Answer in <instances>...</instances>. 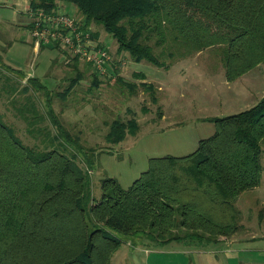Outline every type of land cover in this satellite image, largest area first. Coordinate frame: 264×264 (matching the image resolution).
<instances>
[{
  "label": "trees",
  "instance_id": "trees-1",
  "mask_svg": "<svg viewBox=\"0 0 264 264\" xmlns=\"http://www.w3.org/2000/svg\"><path fill=\"white\" fill-rule=\"evenodd\" d=\"M59 1L79 9L82 27L92 36L100 38L95 23L116 39L113 62L121 63L116 55L127 52L135 62L169 70L217 47L229 82L264 62V0H31V8L51 12ZM55 46L70 59L64 63L71 71L65 90L50 91L36 77L27 78L24 87L25 93L34 88L47 100L56 129L51 146L26 144L0 114V264H111L123 243L115 232L132 235L147 229L158 244L189 241L197 246L237 232L236 201L261 182L264 97L249 109L210 119L215 130L193 153L151 157L148 169L128 188L105 178L95 199L89 169L68 152V145L78 149V137L52 101L87 78L93 88L109 79L99 77L90 60L70 55L59 42ZM117 82L137 91L138 85L123 77ZM140 84L157 101L155 86ZM109 128L105 139L117 144L139 125L136 118L115 119ZM183 227V235L170 233Z\"/></svg>",
  "mask_w": 264,
  "mask_h": 264
},
{
  "label": "rangeland",
  "instance_id": "rangeland-1",
  "mask_svg": "<svg viewBox=\"0 0 264 264\" xmlns=\"http://www.w3.org/2000/svg\"><path fill=\"white\" fill-rule=\"evenodd\" d=\"M59 4L83 25L81 12L74 4ZM25 7L23 0H0V114L26 144L51 146L50 139L56 129L47 114V100L34 88L25 93L28 83L22 71L40 79L50 91L62 92L71 74L64 63L70 59L63 58V63L54 48L33 47L32 33L27 27L29 8L24 12ZM92 28L100 31V39L115 53L116 39L95 23ZM116 57H122L125 62L121 77L127 83H136V92L118 83V76L115 82L101 81L99 88H93L92 79L87 78L66 97H55L52 101L67 129L73 137H78V149L68 145V152L76 153L80 166L89 169L95 199L101 195L102 182L107 177L116 178L123 188H128L148 169L151 157L193 153L199 141L214 132L210 119L244 110L256 102L257 94L260 96L264 89V63L259 82L253 81L250 78L253 74L249 73L227 83L222 54L217 47L178 61L169 70L147 61L135 65L127 52ZM143 72L147 73V83L155 86L157 101L140 84L137 74ZM131 118L137 119L139 129L129 132L120 143L108 144L105 136L111 122L115 119L126 122ZM262 147L261 182L241 193L236 201L241 228L216 239L264 236V142ZM90 161L94 162L92 167ZM176 218L180 220L179 216ZM186 231L183 227L170 233L183 235ZM115 233L123 243L113 254L111 264H187L193 255L182 243L158 244L154 232L147 229L132 235ZM259 244L251 243L250 247L258 249L262 246ZM249 254H252L247 255L250 259L264 262V250Z\"/></svg>",
  "mask_w": 264,
  "mask_h": 264
},
{
  "label": "built area",
  "instance_id": "built-area-1",
  "mask_svg": "<svg viewBox=\"0 0 264 264\" xmlns=\"http://www.w3.org/2000/svg\"><path fill=\"white\" fill-rule=\"evenodd\" d=\"M29 14L35 45L40 48L42 45L59 42L70 55L90 60L93 71L99 77L109 79L110 82L117 80V74L111 71L113 56L109 47L100 38L92 36L91 30L83 29L76 17L61 8L51 12L30 8ZM65 57L67 54L63 55Z\"/></svg>",
  "mask_w": 264,
  "mask_h": 264
},
{
  "label": "crops",
  "instance_id": "crops-1",
  "mask_svg": "<svg viewBox=\"0 0 264 264\" xmlns=\"http://www.w3.org/2000/svg\"><path fill=\"white\" fill-rule=\"evenodd\" d=\"M62 2L63 1H61L59 3H62ZM23 3L26 6L24 8V10H25L24 12H26L28 8L30 10L31 0H23ZM59 3H57L58 4L57 8H61V6H62ZM29 10H28V14H29ZM29 17H30V20L28 21L27 27L30 29V31L32 33V25H31L32 18L30 16V14H29ZM31 38H32V42H33V47H35V49L38 48V46L35 45L34 37L32 34H31ZM48 47L54 48L55 51L59 52L58 47H56L54 43H51L49 45H42L40 48L45 49ZM116 51H117V49H116ZM116 51H115V53H117ZM63 55L64 54H60L59 61L63 62ZM112 56H113V54H112ZM133 62L135 64V61H133ZM141 62H143V61H141ZM141 62H137V63H141ZM119 63H120V61L119 62H113L112 65L114 67L112 69L117 70V72H116L117 76L121 77V75H123L124 70L122 68L125 66V62L122 60L121 63L120 64ZM263 63H261L260 65H258L257 67H255L254 69H252L251 71L246 73V75L249 73H252L253 75L251 74L252 77H250V78L253 81H255L256 83L259 82V80H260V76H261V72H262L261 66L263 65ZM145 67H146V65H145ZM19 70H21V69H19ZM257 70H259V71L257 72ZM139 71H142V69L138 70V72ZM22 72H23V74L25 73L24 76L26 77V79L29 77H34L31 74L27 75V73L24 71H22ZM137 77L141 79V82H149V81H147V73H145V72L138 73ZM225 78H226V76H225ZM236 81H237V79H236ZM227 83H230V82L227 81ZM159 88H161V87H159ZM234 93H235V95H237L236 91ZM263 97H264V89L261 90L260 96H258V94H257L256 102L254 104L249 105L248 107L245 106L244 110L255 106L258 102L261 101V99ZM234 113H237V112H234ZM258 242H260V244L262 245L258 249L260 251H263L264 250V236L260 237L258 235H255L252 237H241V236L224 237L221 239H217L213 243L202 245V246L192 245L191 243H189V241L188 242L183 241V242H178V243H182L185 246L189 247V250L193 254V255H191L190 262L188 260L187 264H264V262L261 260L250 259L249 257H247V255L252 256V254H249L250 252H254V251L258 250L257 248L250 247L251 243L254 244V243H258ZM170 243H172V242H170Z\"/></svg>",
  "mask_w": 264,
  "mask_h": 264
}]
</instances>
